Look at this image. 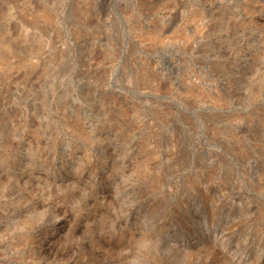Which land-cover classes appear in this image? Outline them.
Returning <instances> with one entry per match:
<instances>
[{"label": "rangeland", "instance_id": "obj_1", "mask_svg": "<svg viewBox=\"0 0 264 264\" xmlns=\"http://www.w3.org/2000/svg\"><path fill=\"white\" fill-rule=\"evenodd\" d=\"M69 4L0 0V264H264V0Z\"/></svg>", "mask_w": 264, "mask_h": 264}, {"label": "bare ground", "instance_id": "obj_2", "mask_svg": "<svg viewBox=\"0 0 264 264\" xmlns=\"http://www.w3.org/2000/svg\"><path fill=\"white\" fill-rule=\"evenodd\" d=\"M69 2H70V0H69ZM79 2V1H78ZM73 3V0H71V4ZM71 4H69V5H71ZM130 4H131V2H130ZM60 6H61V4H59ZM84 5H85V3H84ZM139 5H140V3L139 2H137V1H135L134 2V4H131L130 5V10H132V11H135V10H137L138 9V7H139ZM53 6V5H52ZM60 6H59V8H60ZM77 7V6H76ZM129 7V6H128ZM72 9V8H71ZM83 10V12L80 14V15H76L75 16V18L74 17H72V14L71 13H69V16L72 18L71 20L69 19V20H67V21H74V23H69L68 25H67V27H65V28H67V30H68V32L69 33H71V31L72 30H74V29H79V30H81V31H88V28H87V24H88V19H89V12L87 13V12H85V10L84 9H82ZM90 10V9H89ZM72 11V10H71ZM131 11V12H132ZM92 12V11H91ZM96 12V11H95ZM95 12H92V13H95ZM130 12V11H129ZM97 13H99V12H96V14ZM192 14V13H191ZM91 16V15H90ZM92 16L93 17H96L97 15H94V14H92ZM77 20V21H76ZM132 20V19H131ZM75 22H77V23H75ZM124 23H125V26H124V29H123V36H122V38L120 39L119 37H118V41L120 42H118L117 40L115 41V43H113V45H111V48L112 49H114V52H119V51H121L122 53H123V58H120L121 60V62H123V64H124V62H125V60H128V58H129V56L131 57V54H132V47H133V43H132V40H133V36L131 37V31L129 30V28L127 27V25H128V21H124ZM131 24V23H130ZM99 25V24H98ZM71 26V27H70ZM94 27V32H95V34L98 32V31H100L99 30V27H97L96 25L95 26H93ZM167 30H168V28L169 27H165ZM102 32V31H101ZM100 32V33H101ZM103 34V33H102ZM97 38H98V42H97V44H96V48H101V47H103V45L105 44L104 43V41H103V39L104 38H101L102 36L101 35H97L96 36ZM114 39V38H113ZM116 44L118 45V46H116ZM122 45V47H119V46H121ZM94 50H95V48H94ZM116 55V54H115ZM122 55V54H121ZM127 58V59H126ZM132 61V60H131ZM127 62V61H126ZM132 63V62H131ZM208 63H210V62H208ZM207 62H204L203 64L204 65H206V67L207 66H210L209 64H208ZM127 66H129V65H127ZM126 67V66H125ZM131 67V66H130ZM133 68V67H132ZM153 71V70H152ZM130 72V71H129ZM156 69L152 72L153 74H152V76L153 77H155V75H156ZM132 73V72H131ZM139 74V73H138ZM148 74V73H147ZM130 75V74H129ZM126 76V75H125ZM139 76V75H138ZM122 77V76H121ZM152 77V78H153ZM110 79V78H109ZM109 82H108V84H109V86L110 87H112V84L114 83V80L113 79H110V80H108ZM137 81V80H136ZM127 82V81H126ZM141 82V81H140ZM139 82V83H140ZM146 82V81H145ZM122 83V82H121ZM123 85V84H122ZM127 85V84H126ZM135 85H136V83H135ZM131 87V86H130ZM126 88V87H125ZM133 88V87H132ZM128 89V88H127ZM135 89V88H134ZM125 90V89H124ZM142 90V89H141ZM130 91V90H129ZM137 92V91H136ZM135 94V93H134ZM133 95V94H132ZM136 95V94H135ZM138 95V94H137ZM170 108H172V111H173V109H175V108H179L180 110H179V112H177V113H175V115L173 116L174 118H181V117H186V118H190V119H193V117H194V115H192L190 112H189V108L188 107H186V109L185 108H183L182 107V105L180 104V103H178V102H176L175 100H172L171 99V103H170V105H168ZM185 106V105H184ZM249 108H251L252 110H248L247 111V113H246V115H247V118L248 117H251L253 114H256V113H258V112H260V111H258L259 109H260V106H257L255 109H254V107L252 108V107H249ZM175 111V110H174ZM254 111H256V112H254ZM176 116V117H175ZM245 116V115H244ZM183 122V121H182ZM224 122L226 123V124H228V121H226V120H224ZM186 123V122H185ZM185 123H183L181 126L182 127H188V126H186V124ZM187 123H189V122H187ZM192 123V122H191ZM176 125L175 126H178L179 124H180V122L177 120V122L175 123ZM190 124V123H189ZM178 128L179 129H181V127L180 126H178ZM188 129H190V127L188 128Z\"/></svg>", "mask_w": 264, "mask_h": 264}]
</instances>
